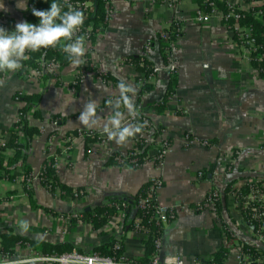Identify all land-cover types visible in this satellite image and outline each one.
<instances>
[{
    "label": "crops",
    "instance_id": "0c3cea01",
    "mask_svg": "<svg viewBox=\"0 0 264 264\" xmlns=\"http://www.w3.org/2000/svg\"><path fill=\"white\" fill-rule=\"evenodd\" d=\"M169 1L112 0L103 33L86 44L84 55L97 70L132 83L136 71L122 59L143 54L146 43L172 19L182 22L184 33L173 46L169 64L156 48L147 53L155 69L153 87L141 97L138 107L163 127L158 140L170 138L161 165L148 160L130 168L107 162L113 154H125L134 140L117 146L103 134L101 126L90 129L79 123V113L88 100H97L98 115L101 120L107 118L110 110L103 100L112 98L117 84L103 83L91 71L79 78L80 69L71 64L45 82L20 76L18 71L11 73L0 86V144L17 121L21 103L14 93L43 91L38 105L41 118H29L31 125L40 129L27 157L36 179L25 191L21 182L0 178V233L12 229L32 240L66 244L81 252L119 237L123 256L136 260L144 256L146 236L130 229L121 231L122 214L108 228L104 225L97 230L76 216L81 210L130 196L153 178H161L163 185L154 197L160 206L174 210L175 216L162 224L160 262L175 257L183 264H211L215 252L225 248L222 264H238L226 246V229L227 239L232 236L234 245L253 246L264 256V244L253 236L244 211L231 194L251 179L264 181V79L219 16L198 20L199 6L193 0ZM226 1L249 6L244 0ZM0 2L8 8V12L0 11V26L11 30L17 22L26 21L28 10L17 9V0ZM171 69L176 71L177 87L166 112L156 114L152 104L163 97ZM53 115L61 121H54ZM74 130L78 134L70 135ZM89 132H96L101 140L91 143L86 153L84 137ZM142 136L143 132L134 138ZM50 140L55 150L66 143L69 146L56 167L57 176L72 190L81 188L85 192L81 199L62 195L58 188L51 191L40 183ZM22 173L21 168L16 171V175ZM210 192L217 195L214 206L199 207ZM37 253L16 247L19 258L4 264H45Z\"/></svg>",
    "mask_w": 264,
    "mask_h": 264
},
{
    "label": "trees",
    "instance_id": "16d2710c",
    "mask_svg": "<svg viewBox=\"0 0 264 264\" xmlns=\"http://www.w3.org/2000/svg\"><path fill=\"white\" fill-rule=\"evenodd\" d=\"M27 1L31 3L32 8L38 10L47 9L51 2V0ZM110 1L112 0H92L90 10H84L82 7L75 6L80 8L85 15L84 24L78 34L84 35L85 39L89 40L90 43H93L96 40V33L100 30V27L108 22L107 3ZM258 1L260 0H245V2L249 4L248 9L238 10L237 6L231 5L226 0H193V2L196 3L204 13H211L213 8L220 12V21L226 29L232 31L233 39L236 44L241 45L242 39L239 38V36L245 28L249 29L250 37L254 39V46L249 50L247 56L250 64L257 71L258 76L264 79V4H257ZM210 3L213 4L211 5ZM31 9L27 13L26 21L36 24L38 23V20L32 14ZM235 14H237V16H235ZM89 26L91 27V30L88 32L87 28ZM86 32L88 33L86 34ZM162 33H164L166 37L162 36ZM183 33L182 22L177 19H172L167 28L161 29L148 41L149 46L151 49L156 48L162 56L164 63L169 64L170 53L173 46L176 45L178 39ZM144 51L145 49H143V54L128 55L122 59V63L132 66L136 71V75L130 80L137 88L135 96L137 109L140 105L141 97L146 95L153 87L152 78L154 76V67L152 61ZM26 55L27 58L22 62L23 67L18 70L20 76H25L26 67L40 68L39 62L41 61L57 62L62 67L70 65L67 55L61 51L59 46L56 48L41 49L37 52H29ZM84 59V62L78 66V69L84 72L95 71L96 68L91 61L85 56ZM3 75L4 74L0 73V78H2ZM54 76L53 73L45 72L41 69L39 81L45 82L47 79H51ZM100 77L103 83L110 82L112 84H117L120 80L119 78L104 72L100 74ZM176 87L177 74L175 69H171L163 97L152 104L156 114L166 112L167 103L170 97L175 93ZM42 91L43 89L39 92L30 94L19 91L14 93V98L21 103L18 108L17 121L13 128L7 130L6 133L8 136L6 141L0 144V178H5L11 181L15 179L16 171L21 168L23 172L21 183L25 191H27V186L29 184L27 177L31 173V167L27 163L28 152L31 148L33 139L40 134V129L37 126L31 125L29 118H41L38 105L40 103ZM107 99L109 98L103 100V104H105ZM143 118L147 119L149 125L142 131L146 132L147 138H153L154 141L148 142L147 138L143 136L137 138L133 137L134 144L125 154H113L109 157L107 162L128 166L130 168H138L148 160L152 161L153 164L157 163V160L149 154V151L153 148H156L157 150L161 149L157 144L156 139L157 136L163 132V127L154 123V121L140 112L138 121L142 122ZM52 119L54 121H61V118L57 115H53ZM150 126L153 128L151 131L148 130ZM51 133L54 132L52 131ZM69 134L77 135L78 132L77 130H74L69 132ZM100 140L101 138H99L96 132L86 133L84 137L86 153L91 150V143H97ZM163 140L170 144V138H165ZM140 143L143 144V147L139 151L134 152V146ZM57 152H60V150L57 149ZM39 179L40 183L46 186L49 190L55 191L58 188L61 190L62 195H68L73 199H81L85 195V192L81 188L72 190L70 187L59 182L57 170L53 166L52 157L44 160L40 170ZM152 182L153 181L150 180L143 184L136 193L130 196L111 199L110 201L101 205H96L89 210H81L76 218L88 222L93 229L97 230L102 228L110 219H113L119 212H121L123 217V220L120 222L121 231L127 229L134 230L137 225L141 231L147 233L144 240V256L135 260L139 263H147L154 251V240L159 235L162 228V224L154 217L155 209L153 205L157 204L156 200H147L145 204H140V200L148 197L149 187ZM242 188L245 191L247 184H244ZM75 192L77 193V196H74ZM30 203L32 207H37L34 202L30 201ZM136 219H138L137 223L135 222ZM226 232L228 234L229 231L226 229ZM118 238L119 237H112L107 243L94 247L92 251L118 259L120 256H123V244ZM116 242L120 244V248H114ZM16 247L26 248L30 251H36L42 254L72 251L71 247L66 244H49L38 240H32L26 236L16 234L12 229L0 233V261L15 256ZM243 249L251 254L257 253L255 247L247 244L243 245ZM224 256L225 248H221L215 252L213 262L216 264H222Z\"/></svg>",
    "mask_w": 264,
    "mask_h": 264
},
{
    "label": "clouds",
    "instance_id": "9594fccd",
    "mask_svg": "<svg viewBox=\"0 0 264 264\" xmlns=\"http://www.w3.org/2000/svg\"><path fill=\"white\" fill-rule=\"evenodd\" d=\"M17 9L28 10L26 0H17ZM0 11L8 8L0 2ZM38 23L17 22L13 29L0 26V86L7 82V77L23 67L27 53L41 49L60 47L67 55L72 66H79L86 51L85 36L78 34L85 20V15L78 7L64 0H51L47 9H31ZM137 88L130 82L120 79L115 94L105 102L110 110L106 119L98 115L97 100H88L83 104L78 121L81 125L93 128L101 126L103 134L117 146H126L128 142L147 126V122L138 121L140 112L135 104ZM135 121V122H134ZM26 223L24 227H26Z\"/></svg>",
    "mask_w": 264,
    "mask_h": 264
},
{
    "label": "built area",
    "instance_id": "2783aa9c",
    "mask_svg": "<svg viewBox=\"0 0 264 264\" xmlns=\"http://www.w3.org/2000/svg\"><path fill=\"white\" fill-rule=\"evenodd\" d=\"M181 0H170L168 3H177ZM65 3H69L71 5L82 7L84 10H90L92 6V0H85V1H71V0H64ZM245 2V0H244ZM112 1L107 3V20H109L111 11H112ZM211 5L213 3H210ZM231 5L237 6L238 10H247L248 6L244 5H238L236 3ZM257 4H264L263 0H260L257 2ZM32 8L31 3L28 2V11ZM198 14V20H206L209 16L217 15L219 18H221V14L217 10L211 11V13H204L200 8L197 10ZM237 16V14H235ZM107 24V23H106ZM105 25H102L100 27V30L97 31L96 36L103 33ZM8 30H10L7 27H4ZM91 30V27L89 26L87 28V31L89 32ZM86 32V34L88 33ZM87 36V35H86ZM162 36L166 37L164 33H162ZM239 38L242 39L241 41V47L245 51L246 55L248 54L249 50L254 46V39L250 37V31L248 28H245L243 32L240 34ZM86 40V44H90V41ZM151 47L149 46V42L145 45V53H150ZM248 58V56H247ZM83 57V61H84ZM171 61V60H170ZM249 61V58H248ZM93 64V63H92ZM94 66V64H93ZM40 68H31L26 67V77H34L37 80H39V77L41 76V69H43L45 72L53 73L55 74L58 72V70L62 67L57 62L53 61H41L39 62ZM95 73V76L102 81L100 74L103 73L100 70L95 69V71H92ZM155 72V69H154ZM88 71H80L79 78H82ZM153 79V78H152ZM146 121L147 126L149 125L146 118H143L142 122ZM153 129L151 126L148 128V130L151 131ZM143 132V131H142ZM143 137H146V132H143ZM148 142L154 141L153 138H147ZM157 144L160 146V150H157L156 148H153L149 151V154L153 156L154 159L157 160V163L154 164L155 166L161 165L162 161L164 160V157L166 156V153L168 152L170 144L166 142L165 140L156 139ZM203 144H207V142H203ZM67 143L62 147L60 152H57L56 146L54 145L53 141L51 140L48 142L47 145V158H53V166L56 168L59 165L60 159L62 155L67 154L68 150ZM143 147V144H137L134 146V152L139 151ZM151 151H153L151 153ZM23 174V173H22ZM22 174L16 175L15 180L18 182H21ZM36 179V176H33L32 173L29 174L27 177V181L30 183ZM152 184L149 187L148 197L146 199L140 200V204H145L147 200H156L155 190L163 185V180L161 178H153ZM245 184H247V188L244 189L242 187H235L232 189L231 194L234 198L235 203L244 211L247 224L249 228L252 231L253 236L262 244H264V181H260L258 179H251L247 181ZM74 196H77V193H74ZM216 193L210 192L208 193L203 199L202 202L199 203V207H213L216 200ZM157 202V201H156ZM155 212L154 217L157 221H159L161 224L164 222L174 218L175 212L172 209H165L164 207L160 206L158 203L153 205ZM121 212L117 214L116 217L113 219H110L107 224H105V228H108V226L113 224V220H118V217ZM78 216V215H77ZM135 222H138V219L135 220ZM134 231L137 232H144L145 236H147V233L145 231H141L140 228L136 225V228ZM230 239H227V232H226V246L229 249V252L233 254L238 262V264H264V256L257 251L256 254H251L243 249L242 245H234L233 240L231 239L232 236H229ZM114 248H120V244L118 242L115 243ZM161 249V239H160V233L154 240V251L152 253V256L147 263H139L132 259H127L124 256H120L118 259H114L112 257H108L105 255L100 254L96 251H89V252H81L78 250H72L69 252H61V253H48V254H42L37 253L36 256L38 259H40L45 264H183L181 263L177 258H168L165 259L163 262H160L159 260V252ZM19 258L16 254L13 257H8L2 261H0V264H4L8 262L9 260H12L13 258ZM27 259V258H26ZM25 259V260H26ZM211 264H216L212 262Z\"/></svg>",
    "mask_w": 264,
    "mask_h": 264
}]
</instances>
